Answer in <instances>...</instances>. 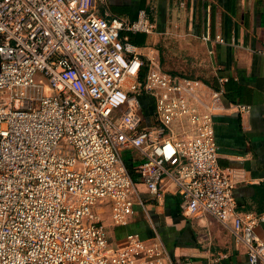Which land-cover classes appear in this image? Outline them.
I'll return each instance as SVG.
<instances>
[{
	"label": "built area",
	"instance_id": "1",
	"mask_svg": "<svg viewBox=\"0 0 264 264\" xmlns=\"http://www.w3.org/2000/svg\"><path fill=\"white\" fill-rule=\"evenodd\" d=\"M105 2L0 0V264H173L157 233L109 239L106 212L114 226L135 205L148 215L140 184L154 201L175 190L184 215L214 217L264 264V213L238 212L219 164L213 116L228 77L215 88L146 62L122 32L153 33L150 12L128 20Z\"/></svg>",
	"mask_w": 264,
	"mask_h": 264
},
{
	"label": "crops",
	"instance_id": "2",
	"mask_svg": "<svg viewBox=\"0 0 264 264\" xmlns=\"http://www.w3.org/2000/svg\"><path fill=\"white\" fill-rule=\"evenodd\" d=\"M102 8L128 20L143 9L150 12L153 33L124 31L122 36L164 72L198 78L215 88H220L218 75L228 77L221 109L213 116L219 164L234 174L238 212L264 213V0H106ZM216 35L224 42L204 40ZM239 104L249 110L240 111ZM125 155L138 157L132 151ZM139 188L148 215L135 210L127 226H114L110 213L103 216L113 245L125 244L132 230L144 237L157 233L173 264H206L216 258L220 264H250L246 247L236 246L220 221L184 215L175 190L154 201L145 185ZM256 232L264 240V221Z\"/></svg>",
	"mask_w": 264,
	"mask_h": 264
},
{
	"label": "trees",
	"instance_id": "3",
	"mask_svg": "<svg viewBox=\"0 0 264 264\" xmlns=\"http://www.w3.org/2000/svg\"><path fill=\"white\" fill-rule=\"evenodd\" d=\"M144 74L145 72L142 73V76L141 78L144 77ZM140 97V102L142 104V108H143V111H144V115L146 117H149L150 115L153 114L154 112V100L153 98L148 95V94H142L139 96ZM126 164H127V167L128 169L130 170V172L132 173V175L136 178L137 177V174H135V163L132 161V159L130 157H126ZM129 223H127L126 225H119V226H127ZM133 233H142V232H139V231H129L127 235L129 234H133Z\"/></svg>",
	"mask_w": 264,
	"mask_h": 264
},
{
	"label": "rangeland",
	"instance_id": "4",
	"mask_svg": "<svg viewBox=\"0 0 264 264\" xmlns=\"http://www.w3.org/2000/svg\"><path fill=\"white\" fill-rule=\"evenodd\" d=\"M42 77V76H41ZM141 208L138 206V205H135V210H140ZM108 210V209H107ZM108 214H109V212H107ZM104 216H106V215H104ZM104 223L106 224V226L108 227L109 225H108V223H107V220L105 219L104 220ZM110 229H111V227H108V231H110Z\"/></svg>",
	"mask_w": 264,
	"mask_h": 264
}]
</instances>
